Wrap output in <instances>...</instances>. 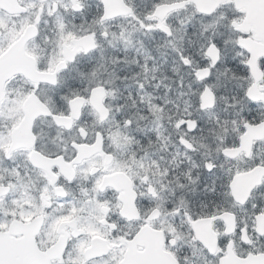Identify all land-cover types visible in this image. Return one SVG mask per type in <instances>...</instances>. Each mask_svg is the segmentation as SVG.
I'll list each match as a JSON object with an SVG mask.
<instances>
[{
	"label": "snow or ice",
	"instance_id": "1",
	"mask_svg": "<svg viewBox=\"0 0 264 264\" xmlns=\"http://www.w3.org/2000/svg\"><path fill=\"white\" fill-rule=\"evenodd\" d=\"M0 264H264V0H0Z\"/></svg>",
	"mask_w": 264,
	"mask_h": 264
}]
</instances>
